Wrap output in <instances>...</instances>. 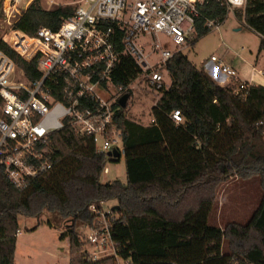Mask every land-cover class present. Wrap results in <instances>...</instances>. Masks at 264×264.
<instances>
[{
    "label": "trees",
    "instance_id": "obj_1",
    "mask_svg": "<svg viewBox=\"0 0 264 264\" xmlns=\"http://www.w3.org/2000/svg\"><path fill=\"white\" fill-rule=\"evenodd\" d=\"M75 9L46 10L36 0L13 29L31 37L43 28L56 31ZM197 10L192 46L211 32L207 20L227 19V10L217 0H206ZM244 23L264 37V3L250 2ZM0 49L30 80L40 78L35 61H25L3 41ZM118 51H123L120 42ZM166 71L171 85L160 91L149 126L127 118L125 109L116 115L123 134L126 183H102L107 165L121 159L98 153L91 138L77 136L70 128L50 137L49 167L26 187L10 183L0 167V264H15L20 217L38 219L27 230L35 232L45 213L69 223L61 240H69L70 264H114L78 255V228L92 226L97 218L90 207L101 210L114 201L118 218L112 237L120 255L137 264H230L234 259L264 264V127L258 126L264 121V87L236 94L181 53L168 61ZM140 73L132 58L120 56L112 81L128 88ZM126 93L133 95L129 88ZM175 111H180L183 123L174 122ZM254 177L260 180L263 197L249 222L229 224L224 230L210 225L219 185L228 178ZM47 224L52 226V219ZM225 240L229 254L223 252Z\"/></svg>",
    "mask_w": 264,
    "mask_h": 264
},
{
    "label": "built area",
    "instance_id": "obj_2",
    "mask_svg": "<svg viewBox=\"0 0 264 264\" xmlns=\"http://www.w3.org/2000/svg\"><path fill=\"white\" fill-rule=\"evenodd\" d=\"M35 1L1 0L0 24L11 30L1 41L25 61H35L40 73L39 79L30 80L0 49V167L17 188L26 187L49 167L50 137L66 128L77 136L91 138L98 153L117 150L124 155L123 134L116 120L123 109L121 97L144 79L159 93L170 87L162 72H167V63L176 54H186L191 49L189 37L195 33L197 7L206 2L135 0L130 4L132 0H78L74 14L65 18L58 30L43 28L31 37L13 29V24ZM217 1L227 10V17L237 11L245 16L250 2L264 3ZM224 22L207 20L206 27L220 32ZM161 35L167 43L160 41ZM146 36L152 38L151 52L140 42ZM119 42L122 52L118 51ZM152 55L159 59L151 62ZM120 56L132 58L141 69L128 88H118L112 81ZM226 56L214 53L209 62L228 80L227 87L238 94L255 86L241 79ZM252 70L264 78V70L254 66ZM172 119L176 124L183 123L180 111H175ZM258 126L264 127V121ZM103 173H109L108 167ZM90 210L97 218L92 226H85L89 230L87 242L94 248L88 259L137 264L120 255V246L112 237L111 227L118 218L115 208L104 211L91 206ZM230 264L250 263L234 259Z\"/></svg>",
    "mask_w": 264,
    "mask_h": 264
},
{
    "label": "rangeland",
    "instance_id": "obj_3",
    "mask_svg": "<svg viewBox=\"0 0 264 264\" xmlns=\"http://www.w3.org/2000/svg\"><path fill=\"white\" fill-rule=\"evenodd\" d=\"M134 1L132 0L130 4H133ZM41 5L46 10H54L60 6L77 8L79 3L78 0H41ZM239 14H242V20H240ZM244 17V14L240 11L235 12L234 16L229 15L220 32L211 31L201 38L195 46H192L194 34L191 35L189 37L191 49L186 52L189 59L198 68H203L209 63L212 54L224 53L227 55L226 57L232 60L235 68H237L236 62L240 61V59L237 60L236 55H238L251 62L255 61L257 70L264 69V51H259L261 39L245 26ZM10 32L11 30L6 24H0V41ZM151 41L152 38L149 36L142 38L140 41L146 45L147 52H151ZM160 41L167 43V39L162 35ZM168 46L171 45L168 44ZM241 48H244L243 52H241ZM258 53H261V56L257 63ZM158 59V55L150 57L151 62ZM162 75L167 78L166 72H162ZM131 88L133 95L125 109L126 117L143 123L148 119L153 105L157 103L160 97V93L149 85L147 79L133 84ZM107 167L109 174L102 175V183L125 179L124 158L118 164L109 163ZM262 197L263 193L259 178L254 177L249 180L226 179L217 189L214 208L209 219L210 225L224 230L229 224H247L259 207ZM116 204L115 201L107 203V205H104V211L113 208ZM49 219H52V226L47 224ZM41 222V227L36 233L28 232L27 230L38 224V219L20 217L19 247L15 264H69V257L71 258L70 243L69 240L65 242L61 240V234L66 231L69 223L57 217L54 218L49 213L42 216ZM78 232L82 243L78 255L82 254L86 258H90L94 248L87 242L86 236L89 230L85 226H81L78 228ZM223 252L229 254L227 240L224 241Z\"/></svg>",
    "mask_w": 264,
    "mask_h": 264
},
{
    "label": "crops",
    "instance_id": "obj_4",
    "mask_svg": "<svg viewBox=\"0 0 264 264\" xmlns=\"http://www.w3.org/2000/svg\"><path fill=\"white\" fill-rule=\"evenodd\" d=\"M252 31V30H251ZM254 32V31H253ZM255 33V32H254ZM257 34V33H256ZM259 37L260 35L257 34ZM261 38V37H260ZM237 56V60L240 59V61L236 62V69L241 77V79L243 81H246V82H253V84L255 86H261L263 87L264 85V78L261 76V75H258L256 74L255 72H253L252 68H253V65L254 67L257 69V66L255 65V61L254 62H251L249 61L248 59L244 58L243 56ZM261 56V53H258V56H257V60L256 62L258 63L259 61V58ZM244 62L242 64V62ZM196 65V64H195ZM203 70L209 74L215 81L216 83L221 86V87H227V79L225 77H223V75L219 72V70L216 68V66L212 63H207L205 66H203ZM260 70H264V69H260ZM166 77L168 78H165L166 80V83H167V86L169 87L171 85V78L168 74V72H166ZM170 78V80H169ZM160 98V97H159ZM159 100V99H158ZM154 106V105H153ZM134 121V120H133ZM143 126H149L152 122H153V119H152V115H151V112H150V115L148 117V119L141 123V122H138V121H135ZM122 158H124V155H122ZM121 158V159H122ZM125 172H126V168H125ZM109 174V173H108ZM120 180V179H119ZM122 181L123 183H126L127 182V174L125 173V179L123 180H120ZM41 227V226H40ZM39 227V228H40ZM39 228L35 231V233L39 230ZM34 233V232H33ZM20 234V233H19ZM19 234H18V239H19ZM65 241H68V239L64 240ZM18 247H19V244H18V241H17V250H16V254H15V260H16V257H17V251H18ZM69 264H70V257H69Z\"/></svg>",
    "mask_w": 264,
    "mask_h": 264
},
{
    "label": "water",
    "instance_id": "obj_5",
    "mask_svg": "<svg viewBox=\"0 0 264 264\" xmlns=\"http://www.w3.org/2000/svg\"><path fill=\"white\" fill-rule=\"evenodd\" d=\"M130 98H131L130 94H127V93L124 94V95L121 97V99H120V101H119V104H120V106H121L123 109H126L127 104H128V101L130 100ZM107 156H108V157H112V158L115 159V160H120V159L122 158L121 153H120L119 151H117V150H114V151H112V152H109V153L107 154ZM116 208H118V207H116Z\"/></svg>",
    "mask_w": 264,
    "mask_h": 264
}]
</instances>
